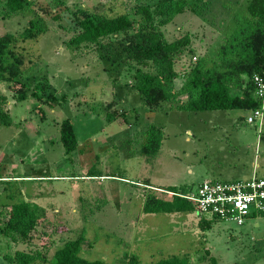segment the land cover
I'll return each mask as SVG.
<instances>
[{"label":"rangeland","instance_id":"1","mask_svg":"<svg viewBox=\"0 0 264 264\" xmlns=\"http://www.w3.org/2000/svg\"><path fill=\"white\" fill-rule=\"evenodd\" d=\"M158 1L30 0L26 9L9 14L0 0V34L17 35L34 18L45 26L13 48L22 58L19 83L26 97L16 100L0 80V109L10 118L8 125L0 123V175L8 176L0 181V227L13 201H27L37 212L27 242L0 234V264H8L4 257L15 250L49 259L78 235L79 255L106 264H125L133 255L140 264L171 255L186 256L191 264H209L210 257L216 264H264L262 216L241 225L217 219L202 230L195 212L142 210L149 191L169 199L162 189L167 186L190 193L206 178L264 176V124L248 123L246 108L190 111L176 108V101L147 106L131 87L135 64L125 49L135 27L100 38V47L74 49L66 42L78 32L80 10L107 17L124 13L135 22L138 5L152 9ZM246 2L205 0L195 12L185 10L159 25L167 40L188 34L174 69L182 72L197 57L211 56ZM41 82L45 93L36 99L31 92L39 93ZM181 82L178 77L173 86ZM64 118L75 138L68 151L59 139ZM150 125L159 128V145L144 153Z\"/></svg>","mask_w":264,"mask_h":264},{"label":"trees","instance_id":"2","mask_svg":"<svg viewBox=\"0 0 264 264\" xmlns=\"http://www.w3.org/2000/svg\"><path fill=\"white\" fill-rule=\"evenodd\" d=\"M6 12L19 13L30 5V0H2ZM205 0H159L152 9L149 5H138L135 12L139 18L134 22L127 14L104 16L80 10V17L75 19L78 32L66 42L74 49L81 46L96 45L100 47V38L116 36L126 33L135 27V32L128 38L125 49L129 51L128 59L135 66L132 73L131 87L142 97L147 106L156 107L163 102L176 101V108L184 110H217L259 107L261 101L253 95L254 83L252 76H264V0H247L243 14L233 15L231 30L224 34L216 45L211 56H199L190 63L186 70L178 72L174 69V61L188 46L189 37L185 33L172 40L164 38L159 25H164L178 13L189 10L195 12L199 4ZM154 17L158 18L156 24ZM45 30L40 18L29 19L17 35L9 32L0 34V80L8 83V87L15 93L16 100L26 97L25 88L19 83L21 74V56L13 48L17 40L34 39ZM188 52L191 49H186ZM181 77L178 88L173 86V80ZM46 86L39 84V93L31 95L39 99L45 93ZM184 95V100L179 96ZM50 94H47L46 97ZM1 102L4 97L0 96ZM0 123L8 125L10 118L0 109ZM59 139L65 150L75 145L72 127L67 118L59 123ZM160 140L159 128L150 125L147 128L144 142V153H153ZM1 176L0 181H5ZM173 192L169 199L155 196L152 191L145 195L142 210L147 213L192 211V203L178 194L174 186L162 188ZM3 226L0 234L12 241L20 239L27 242L30 232L37 223V212L27 201H13L7 206ZM217 218H204L198 215L200 229H208ZM83 237L78 235L65 240L56 247L50 258L42 254L28 253L15 250L11 255H5L8 264H30L35 260L49 262V264H106L99 259H87L79 255ZM209 264H216L210 257ZM125 264H140L137 258L128 256ZM145 264H191L186 256L171 255Z\"/></svg>","mask_w":264,"mask_h":264},{"label":"built area","instance_id":"3","mask_svg":"<svg viewBox=\"0 0 264 264\" xmlns=\"http://www.w3.org/2000/svg\"><path fill=\"white\" fill-rule=\"evenodd\" d=\"M252 81L253 95L261 104L250 110L245 118L248 123L262 120L264 105V76L254 74ZM178 195L192 203L197 215L208 214L209 217L234 221L237 225L264 217V176L251 175L246 179L232 180L204 179L193 192Z\"/></svg>","mask_w":264,"mask_h":264},{"label":"crops","instance_id":"4","mask_svg":"<svg viewBox=\"0 0 264 264\" xmlns=\"http://www.w3.org/2000/svg\"><path fill=\"white\" fill-rule=\"evenodd\" d=\"M264 124V120H261L259 123H258V126L260 125V124ZM258 177V176H257ZM261 177V176H260ZM206 179H211V178H206ZM220 179H222V180H225L226 178H220ZM220 179H215V180H220ZM236 179H239V178H236ZM204 180V179H203Z\"/></svg>","mask_w":264,"mask_h":264},{"label":"water","instance_id":"5","mask_svg":"<svg viewBox=\"0 0 264 264\" xmlns=\"http://www.w3.org/2000/svg\"><path fill=\"white\" fill-rule=\"evenodd\" d=\"M258 123H259V120H256L255 124L258 125Z\"/></svg>","mask_w":264,"mask_h":264}]
</instances>
